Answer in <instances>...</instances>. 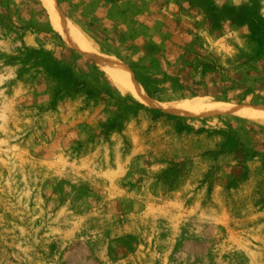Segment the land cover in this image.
Wrapping results in <instances>:
<instances>
[{
  "label": "rangeland",
  "instance_id": "1",
  "mask_svg": "<svg viewBox=\"0 0 264 264\" xmlns=\"http://www.w3.org/2000/svg\"><path fill=\"white\" fill-rule=\"evenodd\" d=\"M2 1L34 27L0 18V264H264V122L169 110L198 98L264 110V0H85L93 26L57 0V24L43 0ZM146 45L200 53L252 97L149 95L144 77L173 67L130 68L124 56ZM112 62L143 102L118 88Z\"/></svg>",
  "mask_w": 264,
  "mask_h": 264
},
{
  "label": "trees",
  "instance_id": "2",
  "mask_svg": "<svg viewBox=\"0 0 264 264\" xmlns=\"http://www.w3.org/2000/svg\"><path fill=\"white\" fill-rule=\"evenodd\" d=\"M2 3L3 1L0 0V4ZM57 3L69 17L73 19L81 18L79 21L82 22L84 20V22H87L89 26H93L95 21L98 19L97 14L94 11L92 12L87 10L86 12V9L84 8L85 0H57ZM33 6L34 7L27 10L29 12L35 11L36 14H42L43 22H48L45 10L36 2ZM7 10L8 9L3 8L4 12H7ZM19 17L23 19L20 14ZM33 17L34 16L32 15V18ZM84 17L88 19H85ZM0 18L1 20L11 24L13 28L34 27V24H31L32 22H28L27 24H19L21 19L16 22L17 24H15L10 12L4 15L0 12ZM113 34L115 37L110 39L113 42L121 43V36H117L116 31H114ZM101 37L106 41L109 40L107 36ZM137 54V60H135L131 55H125L124 60L130 66V68L136 70L138 73L139 70L145 69L147 67L146 63L143 62L144 60H148L150 62H158L159 60H162L166 65L173 67V72L171 74L162 72L161 74H154L144 77L143 83L149 95H151L150 89H152L154 93H157L172 88L178 90L185 89L192 96H206L215 91L220 93L225 100L240 99L241 101L246 102L247 97H252V90L250 88L226 75L231 70H223L217 65L212 64V62H207L200 53H194L185 50V53L182 55L177 54L176 56L170 57L168 54L162 52L159 48H156V46L146 45L142 50L137 52ZM179 61H182L183 66H179ZM58 68V70L64 72L62 76H58V79L62 81H70L73 79L74 72L71 70V65L68 62H59ZM102 89L101 91L106 93V90ZM132 104L135 107H142L140 104L134 102ZM117 127L118 123L113 121L107 126L106 131L114 130Z\"/></svg>",
  "mask_w": 264,
  "mask_h": 264
},
{
  "label": "bare ground",
  "instance_id": "3",
  "mask_svg": "<svg viewBox=\"0 0 264 264\" xmlns=\"http://www.w3.org/2000/svg\"><path fill=\"white\" fill-rule=\"evenodd\" d=\"M45 6L51 14L52 21L57 24V16L53 6L48 0H43ZM69 26V25H68ZM58 28V27H57ZM60 29V28H59ZM70 33L73 35L72 41L84 50H90L89 46L82 40L78 34L76 35L72 29ZM104 60V59H103ZM112 69L105 66L106 72L109 73L112 80L118 88L125 93L130 94L136 100L143 102L146 98L140 89V86L133 80L130 72L121 64L112 62ZM104 69V70H105ZM172 113L180 115H199L208 113H228L238 115L243 118L255 119L264 122V110L251 107L232 106L222 102L208 101L204 98L194 99L192 101H183L172 106H169Z\"/></svg>",
  "mask_w": 264,
  "mask_h": 264
}]
</instances>
